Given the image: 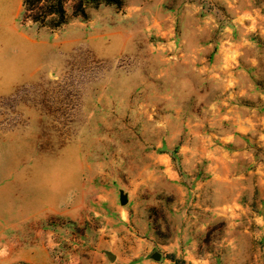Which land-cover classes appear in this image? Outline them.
Returning <instances> with one entry per match:
<instances>
[{"label": "rangeland", "instance_id": "rangeland-1", "mask_svg": "<svg viewBox=\"0 0 264 264\" xmlns=\"http://www.w3.org/2000/svg\"><path fill=\"white\" fill-rule=\"evenodd\" d=\"M23 1L0 0V264H264V0L69 1L59 27Z\"/></svg>", "mask_w": 264, "mask_h": 264}, {"label": "trees", "instance_id": "trees-1", "mask_svg": "<svg viewBox=\"0 0 264 264\" xmlns=\"http://www.w3.org/2000/svg\"><path fill=\"white\" fill-rule=\"evenodd\" d=\"M72 1L73 15L75 17H87L86 6H99L101 4L123 6V0H24V17L34 23L47 25L50 23L54 27H59L68 20L66 4Z\"/></svg>", "mask_w": 264, "mask_h": 264}, {"label": "water", "instance_id": "water-1", "mask_svg": "<svg viewBox=\"0 0 264 264\" xmlns=\"http://www.w3.org/2000/svg\"><path fill=\"white\" fill-rule=\"evenodd\" d=\"M121 201H122V203L123 204H126L127 202H128V199H127V197L126 196H122L121 197ZM109 257L111 258V259H115V257L113 256V255H109ZM154 257L156 258V259H161V255L159 254V253H156L155 255H154Z\"/></svg>", "mask_w": 264, "mask_h": 264}]
</instances>
